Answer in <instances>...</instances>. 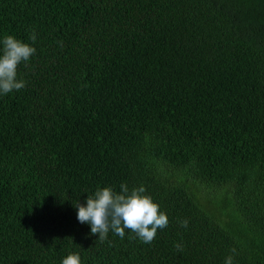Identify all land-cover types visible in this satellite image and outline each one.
Instances as JSON below:
<instances>
[{
	"label": "trees",
	"instance_id": "1",
	"mask_svg": "<svg viewBox=\"0 0 264 264\" xmlns=\"http://www.w3.org/2000/svg\"><path fill=\"white\" fill-rule=\"evenodd\" d=\"M7 35L36 52L0 95V264H264V0H0ZM122 183L151 244L77 220Z\"/></svg>",
	"mask_w": 264,
	"mask_h": 264
},
{
	"label": "clouds",
	"instance_id": "2",
	"mask_svg": "<svg viewBox=\"0 0 264 264\" xmlns=\"http://www.w3.org/2000/svg\"><path fill=\"white\" fill-rule=\"evenodd\" d=\"M29 40L35 43L34 30ZM0 44V95H7L26 86L24 80L17 79V69L22 63L27 65L36 49L11 35L5 36ZM145 192L143 186L129 190L123 183L119 193L111 187L98 188L94 194L87 196L84 205L77 203L75 206L77 220L90 225L91 234L98 236L100 241L106 240L110 231L123 239L127 230L134 234L133 238L151 244L157 231L168 226V217ZM188 223V220H182L180 226L187 228ZM174 247L178 252L183 251L180 244ZM230 251L233 254L236 252L235 249ZM61 264H81L79 254L68 255ZM224 264H233V256H227Z\"/></svg>",
	"mask_w": 264,
	"mask_h": 264
},
{
	"label": "rangeland",
	"instance_id": "3",
	"mask_svg": "<svg viewBox=\"0 0 264 264\" xmlns=\"http://www.w3.org/2000/svg\"><path fill=\"white\" fill-rule=\"evenodd\" d=\"M225 187H214V185H211V186H206V188H204V193H206L207 195H211L214 199L217 200V194L220 193ZM224 205V201H220L218 203V206H223Z\"/></svg>",
	"mask_w": 264,
	"mask_h": 264
}]
</instances>
